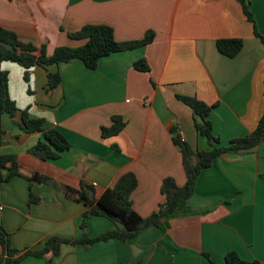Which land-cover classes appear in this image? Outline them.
Here are the masks:
<instances>
[{
	"label": "crops",
	"instance_id": "1",
	"mask_svg": "<svg viewBox=\"0 0 264 264\" xmlns=\"http://www.w3.org/2000/svg\"><path fill=\"white\" fill-rule=\"evenodd\" d=\"M248 8L264 38V0H249ZM85 24L111 26L117 41L141 39L148 30L154 38L102 57L95 69L79 59L35 65L28 82L17 63L0 62L17 107L43 118L45 128H56L71 145L59 157L41 160L28 150L42 134L23 132L18 115L0 114V155H15L24 170L50 179L37 182L16 174L0 187V222L17 249H39L52 236L81 235L87 206L67 196L63 185L78 188L83 180L98 197L121 174L133 172L137 187L131 202L143 217L164 201L165 177L182 186L186 176L173 130L193 148L210 146L176 95L211 105L212 133L222 145L249 135L262 115L264 44L237 0H0V27L24 42L45 45L48 55L57 46L82 45L84 40L68 33ZM220 38H240L243 46L235 56H225L216 48ZM139 59L148 71L134 68ZM49 72L60 76L52 90ZM113 115L122 116L125 126L103 137L101 127L110 126ZM30 192L39 202L28 203ZM113 228L103 216L86 219L89 236ZM230 251L264 264V142L216 157L199 173L193 195L159 226L145 227L126 241L63 243L56 256H28L19 264H226Z\"/></svg>",
	"mask_w": 264,
	"mask_h": 264
},
{
	"label": "trees",
	"instance_id": "2",
	"mask_svg": "<svg viewBox=\"0 0 264 264\" xmlns=\"http://www.w3.org/2000/svg\"><path fill=\"white\" fill-rule=\"evenodd\" d=\"M248 22L252 24L253 33L264 44L263 36L258 32L255 20L248 8L249 0H237ZM73 39L84 40L80 46H57L53 53L48 55L45 45L35 46L30 42H24L18 38L15 32L0 27V62L10 61L17 63L24 69L23 78L29 81V72L35 65L48 66L60 62H70L79 59L89 69H95L99 60L111 53L131 50L150 43L154 38V31L148 30L141 39L129 41H117L113 35V29L105 24H85L79 30L68 33ZM243 41L240 38H220L216 40L217 50L228 57L235 56L242 48ZM136 70L146 72L149 67L145 59H139L133 63ZM48 88L52 90L60 82L58 73H48ZM30 92V90H28ZM192 111L195 131L206 138L210 148L199 150L193 148L185 140L181 141L177 132L173 130V143L178 147L186 181L178 186L172 176L165 177L160 185V192L164 201L158 209L150 215L143 217L133 208L131 193L137 187V178L133 172L121 174L115 183L106 188L98 197L92 184L81 180L78 188L63 185L64 193L84 203L87 209L82 213L80 227L82 230L78 238H60L56 236L45 240L39 249H17L11 246L10 233L5 230L0 222V264H19L28 256L41 257L46 253L51 256L59 254L63 243H71L80 246H90L98 241L117 239L126 241L135 237L143 228L159 226L162 219L172 214L181 202L188 200L194 192L195 181L204 168L211 166L213 160L223 153L248 150L264 142V103L262 115L255 129L247 136L231 139L227 145H222L218 137L212 133V124L209 119L211 105L204 103L194 96L176 95ZM264 101V88H263ZM7 113L11 117L19 116V127L25 133L40 132L42 138L32 146L28 152L41 160L55 159L70 148V143L56 128H45L44 120L33 117L28 109H19L8 93V72L0 69V114ZM125 126V121L120 115L111 117V125L101 127L103 137L118 134ZM3 130L0 127V135ZM16 174L25 175L29 180L48 182L50 179L36 171H26L19 163L15 155H0V187L3 182ZM40 198L29 193L28 203L39 202ZM93 216H103L114 226L106 232L96 236H89L86 232V219ZM207 258L209 256L205 254ZM226 264H259L257 261L241 259L234 251L225 254ZM122 264V263H116Z\"/></svg>",
	"mask_w": 264,
	"mask_h": 264
},
{
	"label": "built area",
	"instance_id": "3",
	"mask_svg": "<svg viewBox=\"0 0 264 264\" xmlns=\"http://www.w3.org/2000/svg\"><path fill=\"white\" fill-rule=\"evenodd\" d=\"M177 134L180 137V140L181 141H184V138L181 135H179V133H177ZM2 209H3V207L0 205V213H1Z\"/></svg>",
	"mask_w": 264,
	"mask_h": 264
},
{
	"label": "water",
	"instance_id": "4",
	"mask_svg": "<svg viewBox=\"0 0 264 264\" xmlns=\"http://www.w3.org/2000/svg\"><path fill=\"white\" fill-rule=\"evenodd\" d=\"M3 264H4V261H3Z\"/></svg>",
	"mask_w": 264,
	"mask_h": 264
}]
</instances>
